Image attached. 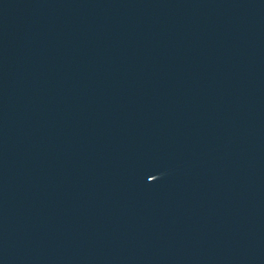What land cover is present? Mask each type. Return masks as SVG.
<instances>
[{"label": "water", "instance_id": "95a60500", "mask_svg": "<svg viewBox=\"0 0 264 264\" xmlns=\"http://www.w3.org/2000/svg\"><path fill=\"white\" fill-rule=\"evenodd\" d=\"M264 144V0H0V206L137 189Z\"/></svg>", "mask_w": 264, "mask_h": 264}]
</instances>
